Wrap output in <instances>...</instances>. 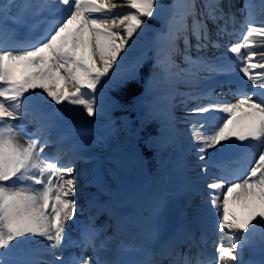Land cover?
Instances as JSON below:
<instances>
[{"label": "snow or ice", "instance_id": "snow-or-ice-1", "mask_svg": "<svg viewBox=\"0 0 264 264\" xmlns=\"http://www.w3.org/2000/svg\"><path fill=\"white\" fill-rule=\"evenodd\" d=\"M125 6L132 11H115ZM165 7L171 15L156 34L165 45L148 71L162 86L157 99L166 103V128L175 123L172 77L210 81L238 72L251 91L247 83L229 88L238 97L232 102L205 87L181 100L192 133L189 151L196 157L186 164L199 169L206 188L198 190L199 204L185 198L175 229L167 230V200L154 197L147 225L133 231V217L121 211L96 172L88 183L98 194L89 205L106 219L98 225V215H89L73 239L66 226L80 210L76 161L89 156L65 128L76 115L68 106L95 119L112 106L107 91L119 94L144 79V65L127 63L128 55L146 19H160ZM257 8L264 14V0H173L167 6L160 0H0V264H264V20L254 22ZM237 14L244 18L241 40L221 55H202L225 47L221 40L236 34ZM177 54L187 67L176 63ZM146 143L169 146L155 137ZM51 146L55 151L46 152ZM105 194L108 199H101ZM230 202L241 203L247 215L237 217ZM210 232L216 236L212 257ZM257 251L260 260H245L246 252ZM119 252L141 258L124 261Z\"/></svg>", "mask_w": 264, "mask_h": 264}, {"label": "rangeland", "instance_id": "rangeland-1", "mask_svg": "<svg viewBox=\"0 0 264 264\" xmlns=\"http://www.w3.org/2000/svg\"><path fill=\"white\" fill-rule=\"evenodd\" d=\"M170 3L172 4V0H169L168 4ZM129 11L132 10L131 9L127 11L120 10V12L119 11L116 12L126 13ZM163 16H161V18ZM169 16L170 15H167V18ZM150 21L151 19H146L147 28L145 30L147 31L150 30V32H152V38L151 39L147 38L145 36L146 33L144 32V34L137 40V42L139 43L142 42L143 44L148 45V47H146V49L135 58V60H139L144 66L146 64H150L152 66V64L155 62L157 49L165 45V42L162 39H158L156 36V34L160 30L153 28L151 26ZM210 53H214V52H210ZM216 53L219 54L220 52H216ZM100 66L101 64L99 60H97V67ZM148 81H150L151 83L150 84L147 83ZM173 84L177 92L175 99H177V97L180 94L179 86L175 81H173ZM230 84H232L231 81ZM67 87L69 91L75 90L71 85H68ZM161 95H162V86L160 82L156 79L150 78V74H149L145 80V94L143 97L138 99L139 101L137 102V107L141 108L140 106L144 105L146 107L145 115L148 117L151 116L153 119L159 120V122L161 123V129L159 130V133L155 138L158 142L162 140H167L169 145L167 148L161 150L159 147H149L146 142L149 141L150 139L145 142V146L147 148H151L157 151L155 161L158 167V172L156 176L154 177L151 176L152 177L151 179L147 177L148 172L145 166V161L139 155V151L135 146L137 139V132L132 129L130 125V119L128 116H120L117 119V121L118 120L120 121V119L124 121L123 127L118 125L117 121L112 124L111 123L102 124L100 122L89 123V118L86 117V113H84L83 115L79 114L78 106H68L69 108L76 110V115H74L70 120H67L65 122V128L70 132L75 133L76 137L82 139L90 138L89 140L91 141V144L89 146L87 143H82V140H79L80 144L84 146V151L86 152L87 155L90 154L91 158L86 163L80 162V160L76 161V166L79 169L80 180H81V183L77 185L78 195L76 199L78 201V204L80 201L79 199L86 197L87 195L93 193L94 191H97L95 185L88 183V180L91 179V177L94 176L96 172H100L103 175L107 184L111 186L112 193H114L113 196H115L114 201L117 202V204H119L120 206H123L127 203L133 204L135 206V209H137L139 212L138 213L139 217H141V215L143 216L145 215V218H147L146 210L145 211L142 210H144L146 206H148V204L150 205L154 197H161L160 195H157V192L160 191L159 188H155L154 192L152 189H150L152 184L154 185L159 184L160 186L164 182H169L170 184L169 186L171 188V191L169 193H173V194L172 197H170L171 205L167 206V208L175 205L174 200H176V196H174V193L184 194L183 193L185 192L184 190H188V189L190 191V194H184V195H191L194 204L200 203V198H196L195 194L196 193L198 194L199 189L206 188V183L198 179L196 173L199 172V169L190 168L188 166L185 169H181L180 166L174 167L175 165H177V163L174 162V159L178 157L175 156L177 153L180 152V149H177L178 151L177 153H175L176 151H174L172 147L179 146V142L180 144H182V147H184L185 144L184 140H186L187 138H190L191 141L192 133L190 131V123L185 122L184 116L176 115L174 116V121H175L174 127L166 128L164 126L166 111H164L163 109L161 103L162 101L157 99ZM236 99L238 98H235V100ZM121 133L125 134L127 137L133 138V145L130 151L129 149H126L123 144L121 143L117 144L118 143L117 137ZM106 136L108 137V139H105ZM183 153L184 151H181V155L179 158L183 157L182 156ZM253 159H255V157ZM188 161H190V163L188 164H195L196 163L195 155L191 154ZM142 164L144 165V169ZM250 167L251 165H249V168ZM123 171H128V172L124 173ZM143 171L146 173V176L143 175ZM175 171L182 172V174L185 177V179L183 180L184 186L182 188L173 185L174 184L173 173ZM90 173L94 175H91ZM122 173L124 174V176L121 178L119 176ZM118 178H120L121 180H118ZM140 181H141V187H140ZM157 189L159 190L157 191ZM194 189L195 192L191 193L194 191ZM136 190L137 192H135ZM108 195L109 194H105L103 197H106ZM204 195L206 196V192L204 193ZM146 201H148V203ZM231 203L233 204L232 206L236 208L237 212L240 213V215L242 214L243 217L247 215L248 210L242 204H240L239 202L238 203L231 202ZM230 211L233 212L232 210ZM176 213H181V211L177 210ZM77 216L79 215L77 214L76 217ZM187 218L192 219V216L189 215ZM70 222L72 223L73 221H69V223ZM71 223L70 225L68 224L69 228H71L72 225ZM213 239H216V236H214ZM207 253L209 257L215 255L213 246L210 248V250H207Z\"/></svg>", "mask_w": 264, "mask_h": 264}, {"label": "bare ground", "instance_id": "bare-ground-1", "mask_svg": "<svg viewBox=\"0 0 264 264\" xmlns=\"http://www.w3.org/2000/svg\"><path fill=\"white\" fill-rule=\"evenodd\" d=\"M114 2H116V3H120L121 2V0H114ZM200 2V0H197V3H199ZM178 3H183V0H178ZM241 3H242V0H241ZM253 3H258V0H253ZM162 4V3H161ZM163 5H165V4H163ZM165 6H167V5H165ZM120 10H125V11H127V10H129V8H127L126 6L125 7H120V8H117L115 11H119L120 12ZM256 10H259V8H257ZM260 11V10H259ZM166 14H170L171 15V13H170V11L168 10V8L167 7H165V10H164V12L162 13V15L161 16H163V15H166ZM262 13H261V11H260V15H261ZM263 16H264V14H262ZM262 16V17H263ZM237 20H238V23H237V25H236V28H237V32H236V34L235 35H233V36H231V37H233V39L231 40V38L230 37H225V38H223L221 41H222V43L225 45V47H222L220 50H219V54H217L216 52H218L216 49H213V48H208V49H206V50H204L201 54L202 55H206V56H208V57H213V56H216V55H221L225 50H226V47L228 46V45H231V44H233V43H236V42H238V41H240L241 40V37H242V30L240 29V25L241 24H243L244 23V18L243 17H241V16H239V14H237ZM263 19H256L254 22L255 23H257V24H259L261 21H262ZM229 38V39H228ZM178 44H179V47L180 48H182V50H183V42L182 41H179L178 42ZM222 50V51H221ZM210 52H215V53H210ZM196 55H197V53L195 52V50H193L192 51V56H193V58H195L196 57ZM256 59H258V58H254V62H255V60ZM175 60H176V63L177 64H179L180 65V67L181 68H185V67H187L185 64H184V62H183V60H182V55L180 54H177L176 56H175ZM173 71H175V69L173 70ZM256 71H259L258 69L256 70ZM206 74H204V75H200L201 77H203V76H205ZM172 79H173V81H175L176 83H177V85L179 86V90H181L180 91V94H179V96L177 97V99H175L174 100V106L172 107V114L173 115H175L176 113H178V114H183V116H184V114H185V111H186V109H185V105L184 104H182L181 103V100H183L184 99V97L190 92V91H196V90H198V89H200V88H205V87H214L218 92H220L221 90H223V91H226V92H229V88H231L232 89V91H235V89H236V87L237 86H244V84L245 83H247V87H248V89H250V91H251V85H250V82H246V81H244V80H242V74H240V73H236V74H234V75H232V76H228V77H225V76H220V77H216L215 79H213V80H210V81H208V80H197V79H195V78H193V77H190V76H187V75H181V77H179V78H177V77H172ZM229 81H231V82H235L233 85H230V83H229ZM150 84V83H149ZM218 92H216V95L217 96H220L219 94H218ZM223 94V93H222ZM230 95V97H233V95H231V94H229ZM224 100H227V101H232V102H234L233 101V99H231V98H227V97H225L224 98ZM162 103V102H161ZM162 105H163V108L166 110V103L165 102H163L162 103ZM194 105L190 102V103H188V105H187V107H193ZM164 110V111H165ZM215 115H217V116H223V115H225V114H223V113H216ZM119 125H124V121L121 119L120 121H119ZM123 127V126H122ZM181 140V139H180ZM23 142V141H22ZM99 148V147H98ZM90 150V149H89ZM92 150H93V148H92ZM95 150V149H94ZM91 151V150H90ZM101 151V150H100ZM96 152V151H95ZM97 153V152H96ZM99 153V152H98ZM233 154H236V153H233ZM99 155V154H98ZM177 156H179V154L177 153L176 154V156L175 157H177ZM129 162V161H128ZM128 165V164H127ZM129 167V166H128ZM125 168V167H124ZM121 169V168H120ZM176 169V168H175ZM128 170V169H127ZM192 170V169H191ZM130 171H131V169H130ZM124 173H127L128 171H123ZM192 172V171H191ZM194 172V171H193ZM119 173H120V170H119ZM131 173V172H130ZM127 175V174H126ZM124 176V174L122 173V174H120V176L119 177H123ZM126 178V177H125ZM118 180H121L120 178H118ZM162 186H159L158 185V187H154V189H152L153 190V192H154V190H155V188H161ZM144 189V188H143ZM161 190V189H160ZM136 192V191H135ZM161 193V192H160ZM163 195V194H162ZM147 199V198H146ZM149 200V199H148ZM147 203H148V201H146ZM238 203V202H237ZM241 204V203H240ZM233 204L230 202V205H229V208H230V210H232L233 212H236L237 210H236V208L234 207V206H232ZM124 209H129L130 210V213H133V212H135V210H133V207H132V205H126L124 208H121V211H123ZM174 214V211H171V212H168L167 214H165L164 213V219H166L167 221H169V217L170 216H172ZM68 226V225H67ZM66 226V227H67ZM197 226V225H196Z\"/></svg>", "mask_w": 264, "mask_h": 264}, {"label": "trees", "instance_id": "trees-1", "mask_svg": "<svg viewBox=\"0 0 264 264\" xmlns=\"http://www.w3.org/2000/svg\"><path fill=\"white\" fill-rule=\"evenodd\" d=\"M143 49V45L140 43H136L135 48H133L128 55V60L132 59L138 52H140ZM141 93V87L139 83H136L133 85L130 89L121 92L119 94H116L115 89H111L107 91V94H109L115 103H112V106L107 107L104 114L99 116L100 118H110L114 117L120 113H128L131 114V110L133 109L135 99L137 96ZM132 115V114H131ZM155 129L151 127L150 124H144L141 126V138L144 139L147 136L153 135ZM144 155L149 157V154L147 151L142 150Z\"/></svg>", "mask_w": 264, "mask_h": 264}]
</instances>
